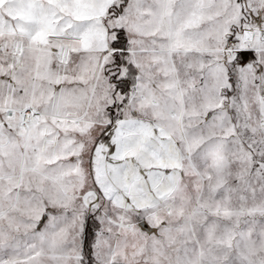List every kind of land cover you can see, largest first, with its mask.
Returning a JSON list of instances; mask_svg holds the SVG:
<instances>
[{
  "label": "snow or ice",
  "instance_id": "obj_1",
  "mask_svg": "<svg viewBox=\"0 0 264 264\" xmlns=\"http://www.w3.org/2000/svg\"><path fill=\"white\" fill-rule=\"evenodd\" d=\"M0 264H264V0H0Z\"/></svg>",
  "mask_w": 264,
  "mask_h": 264
}]
</instances>
